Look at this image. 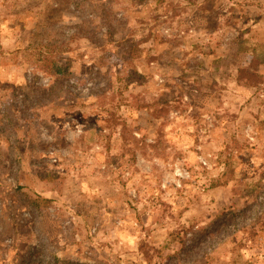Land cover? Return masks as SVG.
<instances>
[{
    "label": "rangeland",
    "instance_id": "rangeland-1",
    "mask_svg": "<svg viewBox=\"0 0 264 264\" xmlns=\"http://www.w3.org/2000/svg\"><path fill=\"white\" fill-rule=\"evenodd\" d=\"M0 264H264V0H0Z\"/></svg>",
    "mask_w": 264,
    "mask_h": 264
},
{
    "label": "trees",
    "instance_id": "trees-1",
    "mask_svg": "<svg viewBox=\"0 0 264 264\" xmlns=\"http://www.w3.org/2000/svg\"><path fill=\"white\" fill-rule=\"evenodd\" d=\"M64 45V43H62L61 42V40H57V41H54V42H47L46 43V46H47V48H49V51L50 50H56V49H58V48H56V47H62ZM60 51H62V50H60ZM43 66H45L46 67V70L45 71H47L49 74H51V75H56L57 73H59V72H62L63 70L61 69V68H58L57 66L55 67L54 66V68H53V66H49V64H48V62H49V60H48V58H47V53L45 54V56L43 57ZM24 201L28 204V205H30V206H32V207H34V208H36V209H39L41 206V197H35V198H29V199H24Z\"/></svg>",
    "mask_w": 264,
    "mask_h": 264
}]
</instances>
